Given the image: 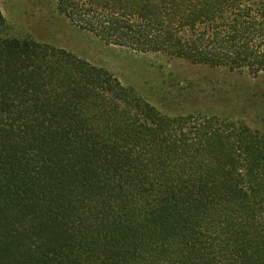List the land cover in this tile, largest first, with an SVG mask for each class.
I'll use <instances>...</instances> for the list:
<instances>
[{
  "label": "trees",
  "instance_id": "trees-1",
  "mask_svg": "<svg viewBox=\"0 0 264 264\" xmlns=\"http://www.w3.org/2000/svg\"><path fill=\"white\" fill-rule=\"evenodd\" d=\"M107 44L264 70V0H55ZM0 264H264V140L166 115L0 10Z\"/></svg>",
  "mask_w": 264,
  "mask_h": 264
},
{
  "label": "rangeland",
  "instance_id": "rangeland-1",
  "mask_svg": "<svg viewBox=\"0 0 264 264\" xmlns=\"http://www.w3.org/2000/svg\"><path fill=\"white\" fill-rule=\"evenodd\" d=\"M10 33L63 48L133 88L162 114L243 123L264 140V70L257 75L107 44L72 25L55 0H0Z\"/></svg>",
  "mask_w": 264,
  "mask_h": 264
}]
</instances>
